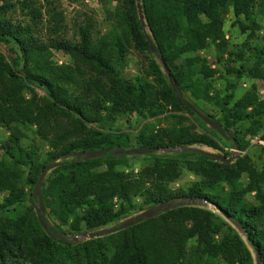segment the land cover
Listing matches in <instances>:
<instances>
[{"label":"trees","instance_id":"trees-1","mask_svg":"<svg viewBox=\"0 0 264 264\" xmlns=\"http://www.w3.org/2000/svg\"><path fill=\"white\" fill-rule=\"evenodd\" d=\"M117 1L126 35L135 48L149 50L134 0ZM3 3L0 15L10 5ZM19 4L31 18L39 15L33 0H20ZM140 6L152 51L161 57L177 89L187 91L193 99L213 101L225 114L227 125L235 126L230 138L242 150L245 143L237 134L239 127L247 121L250 131L260 129L264 99H258L253 91L236 98L232 80L244 72L263 80L264 75L258 62L251 66L240 63L232 80L227 81L225 88L229 91L220 95L206 81L215 70L205 64L201 52L212 43L220 55L224 51L221 25L228 11L242 30L256 29L255 9L264 11V0H140ZM0 42L16 48L18 61L13 64L19 66L16 71L0 54V125L9 130L0 144V192L4 193L0 199V264H252L242 239L221 216L197 205L175 203L184 197L207 200L234 218L253 253L258 252L260 264H264V148L259 170L243 160L219 162L195 149H181V155L191 153L194 157L180 160L174 155L177 153L154 157L133 179L116 169L119 154L65 157L74 151L126 148L127 139L122 133L91 128L89 123L110 121L120 112L153 117L163 113L167 105L172 110L194 113L187 104L194 108L195 104L182 94L179 97L177 89L161 76L152 60L149 67L160 88L145 80L130 81L119 76L117 68L123 63L124 48L117 37L111 43L103 39L91 42L88 30L80 28L76 42L54 43L55 48L69 53L76 64L90 71L86 77V71L77 66L54 64L47 47L27 26L0 19ZM253 50L264 56V49ZM195 72L202 77L194 78ZM24 84L42 89L48 99L46 106H41L34 96L25 98ZM55 115L64 118L70 129L65 127L58 133L53 141L55 149L44 162L35 163L33 153L20 142V131L10 125L17 122L46 130ZM172 116L176 122L165 128H142L135 137L137 146L217 147L210 136L185 125L182 115ZM223 129L226 127H222V132ZM44 138L47 139L45 135ZM55 158L62 159L43 178L40 191L47 213L58 224L51 227L42 216L43 228L35 216H8L26 195L33 201L25 187L33 186L44 164ZM182 165L197 180L185 189L171 190L167 184L178 177ZM243 172L248 176L244 185L238 180ZM251 191L252 202L245 198ZM134 196L141 205L169 200L175 204L121 230L81 242L66 239L57 229L66 225L68 231L78 234L103 226L138 208L132 201Z\"/></svg>","mask_w":264,"mask_h":264},{"label":"rangeland","instance_id":"rangeland-1","mask_svg":"<svg viewBox=\"0 0 264 264\" xmlns=\"http://www.w3.org/2000/svg\"><path fill=\"white\" fill-rule=\"evenodd\" d=\"M20 0H0V5L6 2L9 7L4 13L0 15L1 20H9L13 24H19L24 27H28L31 34L48 49V55L51 61L56 65H66L70 67L77 66L80 69L86 71L85 77L88 76L90 71L82 64L74 61L73 57L64 52L62 49L54 47V43L58 40L66 43H73L78 40V30L80 28H86L89 32L91 42H96L99 39L106 40L111 43L113 38L117 37L124 48L123 63L121 67L117 68L119 76L126 78L130 81L145 80L152 87L160 88L157 84V77L149 67V64L154 61L158 65V69L161 72V76L168 82L167 76L160 64V61L155 56L152 50H139L134 47L132 40L125 33V25L122 22L119 15V4L117 0H33V6L39 13L36 18H31L30 13L26 10L20 9ZM254 21L258 27L250 31L249 29H241L235 22V19L230 11L226 12L223 16L221 31L223 39L225 40V49L220 55L219 49L214 44H210L204 51L201 52V56L205 60V64L214 69L215 72L210 79L206 81L210 84V87L219 93L225 94L229 91L226 89L227 81L232 80L234 76V69L241 63L245 66H251L257 64L261 73L264 75V56L257 54L253 48L264 49V11L255 9ZM249 27L250 24H248ZM146 34H149L147 28H144ZM127 36V37H126ZM152 40V39H151ZM17 50L12 44L0 42V54L3 59L11 65L16 71L19 66H15L13 62L18 61ZM231 53V54H228ZM237 54H241V58H238ZM263 58V60H261ZM198 66L194 67L195 71ZM18 75L21 74L17 73ZM202 77L199 74H194L195 77ZM233 93L236 98L247 92H255L258 99H264V80L248 74L242 73L239 79L232 80ZM180 93L190 102L195 104V108L202 114L209 116L222 126L226 127V130L219 132L206 124L196 114L187 112L184 109L172 110L170 106H166V110L163 113L157 114L153 117L140 115L135 112H120L113 116L110 121H104L101 123H89L91 128L122 133L127 141L124 142L126 148L137 146L135 143L136 134L144 127H149L153 130H160L176 122V118L172 115H182L185 120V125L191 126L196 132H203L210 136L215 142L217 147L213 148L206 145L194 144L190 147L207 150L214 153H219L225 157L237 154V156L231 160L233 162L236 159L243 160L252 166L254 169L259 170L263 161V152L261 148H264V120L259 130L256 132L250 131V124L247 121L242 122L238 136L242 137L245 147L240 150H235L231 141L230 134L234 132L235 126H228L225 114L220 111L219 107L214 104L213 101L207 102L199 99H193L189 96V93ZM22 95L25 98L34 96L41 106H46L48 101L45 92L33 85L24 84L22 86ZM218 100V98H217ZM12 127H16L20 133V142L31 151L34 156L35 163L44 162L47 154L52 153L55 149L53 141L58 136V133H62L63 130L69 128L64 118H59L57 115L51 117L50 126L48 129H43L42 126L27 125L24 123H11ZM70 129V128H69ZM68 129V130H69ZM9 130L0 125V144L7 138ZM44 135L47 139L44 138ZM191 150V149H186ZM180 150L175 151H155L149 154L143 155H121L118 159L116 166L117 170L123 171L129 178H137L141 168L146 164H150L154 157H162L164 154H174L178 159H191L194 157L191 153L181 155ZM1 157V150H0ZM65 158V157H64ZM62 158H55L53 161H61ZM51 162V161H47ZM54 168V167H53ZM52 169V168H51ZM46 171L45 176L50 172ZM24 174L25 169L22 167ZM43 177V178H44ZM197 180V176L191 171L187 170L183 165L179 169V175L176 179L169 182L168 188L185 189L193 181ZM239 183L244 185L248 176L246 172H243L239 177ZM26 192H31L32 186L25 187ZM3 192H0V199L3 196ZM254 191L245 194V198L252 202ZM15 207L14 213H7L8 216H15L19 214H25L28 217L35 216L33 205H37V199L31 197L33 201L27 199ZM132 201L139 206L134 210L128 212L123 217L111 221L103 226L93 228L90 230L82 231H95L98 229H105L111 227L119 222L127 219L134 218L140 211L152 206L141 205L138 197H133ZM42 202V200H41ZM116 202V201H115ZM155 205V204H154ZM202 208L208 209L211 212L221 216L217 210L209 203L198 205ZM43 211L42 216L47 220L51 227L58 224L57 219L51 217L47 213V209L42 203ZM222 217V216H221ZM231 228L239 235L244 245L251 255V263L255 264L254 253L251 246L246 241L244 234L232 223L222 217ZM61 230L62 236L66 239L76 235V233L67 230L66 225L57 227ZM81 231V232H82ZM111 234V233H110ZM107 235V234H106ZM104 236V235H103ZM101 237V236H100ZM97 238V237H94ZM87 239L79 240L84 241Z\"/></svg>","mask_w":264,"mask_h":264},{"label":"water","instance_id":"water-1","mask_svg":"<svg viewBox=\"0 0 264 264\" xmlns=\"http://www.w3.org/2000/svg\"><path fill=\"white\" fill-rule=\"evenodd\" d=\"M134 3H135L136 15H137L141 30L144 33L145 40L149 46V49L153 50V48H154L153 44L151 43L150 38L147 36V34L144 30L145 23H144V18H143L142 11H141L140 0H134ZM158 60L160 61V64H161V66H162V68H163V70L167 76V79L170 81L173 88L177 89V86L173 82V80L169 74V71H168L167 67L165 66L164 62L162 61L161 57H158ZM177 92H178L179 97H181V93L178 89H177ZM187 105L194 112V114H196L206 124H208L209 126L214 128L215 130L222 132V127L215 120H213V119L209 118L208 116L200 113L198 110H196L194 107L190 106L189 104H187ZM234 148H235V150H238L237 144H234ZM181 149H195L200 154L207 156L209 158H212L214 161L225 162V163H229L231 160H233L237 156V154H234L232 156L225 157L219 153H214V152H210L207 150H202V149H197V148H192V147H166L165 148V147L134 146V147H130V148H124L121 146H114V147H109V148H99V149H91V150L74 151V152H71L69 155H66L65 157L81 156L82 158H92V157L102 155L106 152H111L112 154H115V155L116 154L143 155V154H149V153H152L155 151H162V150L175 151V150H181ZM58 163H59L58 161H51V162L44 164V166L39 171V173L36 177V180L32 186L31 195L37 199V205H33V210L35 213V217L40 224H42V211H43L42 202H41V191H40L41 182L43 180V177H44L46 171L55 167ZM175 203L179 204V205L191 204V205H197L198 206V205H202L204 203H207V200H200L199 198H193V197H184V198H181L179 200H176ZM175 203L169 200V201H164V202L152 205V206L140 211L134 218L123 220V221L119 222L118 224H115V225L108 227V228H105V229H98L95 231H82V232H79L78 234L72 236L69 239L79 241V240H83V239L100 237V236H103L106 234L116 232V231L121 230L127 226H130L134 223L139 222L143 218H148V217H151V216H153L159 212L165 211L166 209L171 208ZM213 206L215 207V205H213ZM216 210L222 217H224L226 220H228L234 226H239V223L234 218L229 216L226 212H224L222 209L217 208ZM41 226L44 228L43 224ZM254 260H255V264H260L258 252L256 250L254 251Z\"/></svg>","mask_w":264,"mask_h":264}]
</instances>
